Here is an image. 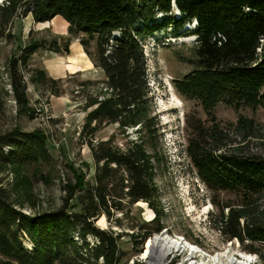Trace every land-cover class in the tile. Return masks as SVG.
<instances>
[{"label": "trees", "instance_id": "trees-1", "mask_svg": "<svg viewBox=\"0 0 264 264\" xmlns=\"http://www.w3.org/2000/svg\"><path fill=\"white\" fill-rule=\"evenodd\" d=\"M27 14L35 23L63 19L69 35L80 37L84 54L103 73L102 89L91 100L82 128L95 169L92 184L65 186L60 206L38 213L21 212L0 186V264H120L125 253L119 245L122 237L128 236L141 253L152 231L162 230L156 209V164L149 152L159 128L151 115L154 103L143 47L163 28L155 23L156 15H170L165 25L172 28V38H195L188 60L194 68L175 82L179 94L195 100L207 115L221 103L233 109L264 108V0H5L1 26ZM190 23L194 27L184 29ZM43 46L28 44L8 62L11 91L20 107L27 102L18 66ZM46 49L68 53V43L60 49L54 41ZM251 123L238 121L234 134L248 138L245 131ZM112 124L122 131L136 128V138L123 148L112 138L93 144L90 139L99 128ZM196 126L187 146L192 167L213 192L239 196L236 203L215 204L218 215H210L211 227L230 241L247 242L245 249L262 257L264 249L258 247L264 248V158L229 148L231 132L225 128ZM43 136L18 129L0 134V163H48L51 156ZM4 148L10 151L6 154ZM138 202L155 213L148 222L156 223L153 230L143 224L125 232L118 216L113 220L117 230L95 225L100 217L109 222L112 212L123 214L125 206Z\"/></svg>", "mask_w": 264, "mask_h": 264}, {"label": "rangeland", "instance_id": "rangeland-1", "mask_svg": "<svg viewBox=\"0 0 264 264\" xmlns=\"http://www.w3.org/2000/svg\"><path fill=\"white\" fill-rule=\"evenodd\" d=\"M4 3L5 0L0 6ZM167 17L170 15H156L155 23L163 28L150 36L143 46L154 103L151 115L159 128L149 152L152 150L155 158L154 183L159 199L156 209L160 212L158 223L162 226L160 232L152 231L147 240L155 235L167 234L172 239H186L190 245L201 249L207 258L230 250L234 256H251V264H264V251L262 257L253 254L245 249L247 242L230 241L211 227L210 215H218L215 204H233L239 196L226 191L213 192L196 173L187 153L188 140L194 136L196 125L207 129L214 124L220 130L225 128L231 132L229 148H239L241 152L264 158V108L233 109L221 103L213 109V115H207L195 100H188L179 94L175 82L194 68L188 60L192 58L195 38H172V28L165 25ZM173 18H176L175 15ZM67 25L60 17L35 23L29 14L13 18L5 27L0 22V134L16 129L23 133L40 131L51 156L48 163H0V186L9 191L12 200L25 214L57 209L65 197V186L78 181L93 183L95 164L86 142L87 135L82 136V128L91 100L102 89L104 76L84 54L79 44L80 37L69 35ZM194 25L186 24L184 29H191ZM54 41L60 49L68 43V53L47 50V45ZM33 43L44 46L31 55L25 65L18 66L19 74L25 81L27 102L25 107H20L11 91L8 62L18 57L26 45ZM249 119L252 120L251 128L245 131L249 137L243 139L235 135L236 123ZM135 130L126 128L122 131L114 124L102 126L90 140L96 144L112 138L114 145L123 148L127 141L136 138ZM3 151L7 154L10 150L4 148ZM70 203L74 205L75 200ZM74 209L79 210L78 207ZM123 212H112L109 222L102 216L95 225L117 230L113 220L118 216L126 228L125 232L130 233V226L147 225L155 214L145 202L125 206ZM155 227L156 223L148 224L145 229L153 230ZM89 240L95 243L91 236ZM146 241L139 253L128 236L122 237L119 245L125 253L120 264H149V260L143 257ZM22 242L24 248L31 249L26 239ZM258 248L264 249L261 246ZM182 251L169 255L164 264H187L192 256L187 249ZM202 259L196 256L191 262L199 264Z\"/></svg>", "mask_w": 264, "mask_h": 264}, {"label": "bare ground", "instance_id": "bare-ground-1", "mask_svg": "<svg viewBox=\"0 0 264 264\" xmlns=\"http://www.w3.org/2000/svg\"><path fill=\"white\" fill-rule=\"evenodd\" d=\"M3 1L4 0H0V3ZM184 242L185 243H182L177 239H172L167 234L155 235V237L146 241L143 257L144 259L149 260V264H164L165 259L169 255L187 248V251L188 249L191 250L190 256H192V259H188L186 261L189 264H194L191 261L196 258V256L203 258L199 264H251V261L253 260L249 255L241 254L240 256H234V254L230 253V250L225 252L223 255L218 254L207 258L203 256L204 253L201 249L198 247L194 248L188 242Z\"/></svg>", "mask_w": 264, "mask_h": 264}, {"label": "built area", "instance_id": "built-area-1", "mask_svg": "<svg viewBox=\"0 0 264 264\" xmlns=\"http://www.w3.org/2000/svg\"><path fill=\"white\" fill-rule=\"evenodd\" d=\"M176 239H177L178 241L182 242V243H185L184 241H186V239L181 238V237H177ZM192 247L197 248V246H193V245H192ZM186 249H187V248H184L182 252L186 251ZM187 253H191V250L188 249Z\"/></svg>", "mask_w": 264, "mask_h": 264}]
</instances>
